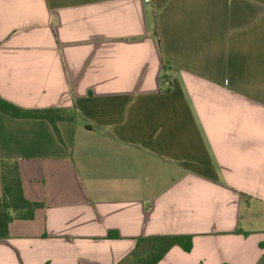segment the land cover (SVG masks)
Returning <instances> with one entry per match:
<instances>
[{
  "label": "crops",
  "instance_id": "1",
  "mask_svg": "<svg viewBox=\"0 0 264 264\" xmlns=\"http://www.w3.org/2000/svg\"><path fill=\"white\" fill-rule=\"evenodd\" d=\"M0 97L74 118L0 113V264H264V0H0Z\"/></svg>",
  "mask_w": 264,
  "mask_h": 264
},
{
  "label": "trees",
  "instance_id": "2",
  "mask_svg": "<svg viewBox=\"0 0 264 264\" xmlns=\"http://www.w3.org/2000/svg\"><path fill=\"white\" fill-rule=\"evenodd\" d=\"M0 113L16 119L45 120L53 128L59 141L62 140L58 124L73 120L71 114L63 109L25 110L0 97ZM2 184V205L8 223L15 220L31 221L43 204L30 202L23 194L22 180L16 161H0ZM181 247L185 252L192 249L189 236L153 237L141 239L135 251L120 264H158L173 247Z\"/></svg>",
  "mask_w": 264,
  "mask_h": 264
},
{
  "label": "built area",
  "instance_id": "3",
  "mask_svg": "<svg viewBox=\"0 0 264 264\" xmlns=\"http://www.w3.org/2000/svg\"><path fill=\"white\" fill-rule=\"evenodd\" d=\"M144 2H145L146 4H150V3L152 2V0H144Z\"/></svg>",
  "mask_w": 264,
  "mask_h": 264
}]
</instances>
